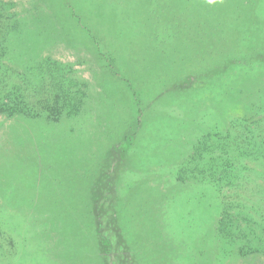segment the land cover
<instances>
[{
	"label": "rangeland",
	"instance_id": "374dc122",
	"mask_svg": "<svg viewBox=\"0 0 264 264\" xmlns=\"http://www.w3.org/2000/svg\"><path fill=\"white\" fill-rule=\"evenodd\" d=\"M4 1L0 77L82 104L0 113V264H264L218 231L224 200H264V158L237 189L196 152L264 102V0Z\"/></svg>",
	"mask_w": 264,
	"mask_h": 264
},
{
	"label": "trees",
	"instance_id": "16d2710c",
	"mask_svg": "<svg viewBox=\"0 0 264 264\" xmlns=\"http://www.w3.org/2000/svg\"><path fill=\"white\" fill-rule=\"evenodd\" d=\"M7 5L14 4L0 0V32L6 28L3 17L6 16ZM66 79L61 77L58 89H40L37 87V66L20 73V79L14 83L8 84L0 77V113L31 118L46 114L55 121L60 119L66 108L70 107L71 113H77L82 102L69 104L65 100L69 92V86H65ZM259 111L252 117H235L226 133L208 132L200 140L196 152L201 162L199 173L203 177L218 186L230 188L240 187L244 183L241 172L247 169L245 160L264 158V102ZM237 125L243 129L233 137L234 130L239 128ZM179 178L186 179L185 170L181 171ZM222 209L218 222L221 237L229 243L238 244L242 256L252 253L264 255V200H250L247 203L242 198L236 202L229 198L223 201Z\"/></svg>",
	"mask_w": 264,
	"mask_h": 264
}]
</instances>
